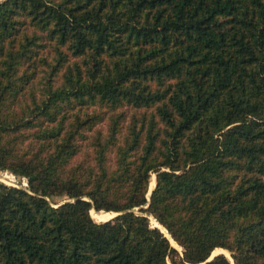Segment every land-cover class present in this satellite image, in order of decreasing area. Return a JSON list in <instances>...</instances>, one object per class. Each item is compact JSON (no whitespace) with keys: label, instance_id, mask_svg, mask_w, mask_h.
<instances>
[{"label":"trees","instance_id":"16d2710c","mask_svg":"<svg viewBox=\"0 0 264 264\" xmlns=\"http://www.w3.org/2000/svg\"><path fill=\"white\" fill-rule=\"evenodd\" d=\"M0 170V264H264V0H0Z\"/></svg>","mask_w":264,"mask_h":264},{"label":"rangeland","instance_id":"374dc122","mask_svg":"<svg viewBox=\"0 0 264 264\" xmlns=\"http://www.w3.org/2000/svg\"><path fill=\"white\" fill-rule=\"evenodd\" d=\"M0 172H3V173H0V181L5 183V184H8V185H19L21 186L22 188H26L27 187V183H26V179L24 177H21V176H18L16 174H14L13 172L9 171V170H0ZM26 183V185H25ZM155 184H156V180H155V175H152L151 178H150V182H149V191H148V194H147V198L149 199V196H150V193L151 191L154 189L155 187ZM56 204H60V203H63V202H66V201H69V199H67L66 197H56L53 199ZM139 208H135L134 211L135 212H138ZM92 212H94V210H91L90 211V214L92 216ZM110 212V211H109ZM95 213H104L105 215H107V218H95L94 216H92V218L96 221V222H101V221H105L107 220L108 218H110V214L106 211H103V210H100V211H95ZM104 214H100V215H104ZM148 218L150 220V223L151 225L154 227V226H157L156 223L158 225H160V229L165 233V235H167V237L170 235L168 234L167 230H165V228L159 223L157 222V220L151 216V215H148ZM109 220V219H108ZM170 237V236H169ZM174 242V244H172L171 240ZM169 241L171 243L172 246L176 247L179 251H181V247L172 239L170 238ZM220 250H224V249H221L219 248ZM219 249H216L215 251H213V253H217V252H223V251H220ZM227 253H228V256L226 255L225 252H223L230 260L231 257H230V253L225 250Z\"/></svg>","mask_w":264,"mask_h":264},{"label":"water","instance_id":"95a60500","mask_svg":"<svg viewBox=\"0 0 264 264\" xmlns=\"http://www.w3.org/2000/svg\"><path fill=\"white\" fill-rule=\"evenodd\" d=\"M137 209V208H136ZM94 212H95V210H94ZM111 216H110V218H108V219H111V218H113V217H115L116 215H118V213H116V212H108ZM107 219V220H108ZM154 227H156V228H158L163 234H164V236H166L167 237V235H165V233L158 227V226H154ZM169 234V233H168ZM170 236V235H169ZM168 238V237H167ZM170 238H171V236H170ZM169 239V238H168ZM220 253H222V254H224L223 252H217V253H213L212 252V254H211V256H210V258H209V260L214 256V255H216V254H220ZM225 255V254H224ZM226 256V255H225Z\"/></svg>","mask_w":264,"mask_h":264},{"label":"bare ground","instance_id":"6f19581e","mask_svg":"<svg viewBox=\"0 0 264 264\" xmlns=\"http://www.w3.org/2000/svg\"><path fill=\"white\" fill-rule=\"evenodd\" d=\"M92 216H94L95 218H107V215H100V214H97V213H95V212H92ZM156 225L159 227V228H161L160 227V225H158L157 223H156ZM169 238V237H168ZM170 239V238H169ZM171 240V239H170ZM171 242H172V244H174V242L171 240ZM220 250V249H219ZM220 251H223V252H225L226 253V255L228 256V253L225 251V250H220Z\"/></svg>","mask_w":264,"mask_h":264},{"label":"built area","instance_id":"2783aa9c","mask_svg":"<svg viewBox=\"0 0 264 264\" xmlns=\"http://www.w3.org/2000/svg\"><path fill=\"white\" fill-rule=\"evenodd\" d=\"M25 185H26V183H25Z\"/></svg>","mask_w":264,"mask_h":264}]
</instances>
